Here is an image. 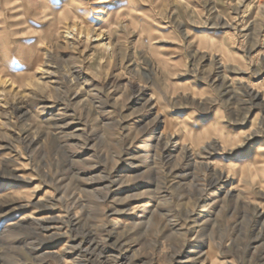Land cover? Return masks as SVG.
<instances>
[{"label": "rangeland", "instance_id": "374dc122", "mask_svg": "<svg viewBox=\"0 0 264 264\" xmlns=\"http://www.w3.org/2000/svg\"><path fill=\"white\" fill-rule=\"evenodd\" d=\"M2 29L0 264H264V0H0Z\"/></svg>", "mask_w": 264, "mask_h": 264}, {"label": "crops", "instance_id": "0c3cea01", "mask_svg": "<svg viewBox=\"0 0 264 264\" xmlns=\"http://www.w3.org/2000/svg\"><path fill=\"white\" fill-rule=\"evenodd\" d=\"M55 3H56V1L57 0H53ZM60 6V5H59ZM58 6V7H59ZM9 35V32H8V30H6V29H2L1 31H0V39L1 38H6V36H8Z\"/></svg>", "mask_w": 264, "mask_h": 264}, {"label": "bare ground", "instance_id": "6f19581e", "mask_svg": "<svg viewBox=\"0 0 264 264\" xmlns=\"http://www.w3.org/2000/svg\"><path fill=\"white\" fill-rule=\"evenodd\" d=\"M72 28H74V27H72ZM72 31L69 29H67V31H66V34L68 35V34H70ZM86 34V33H85ZM86 38H89V36H88V33L86 34ZM76 76V75H75ZM142 97V96H141Z\"/></svg>", "mask_w": 264, "mask_h": 264}]
</instances>
